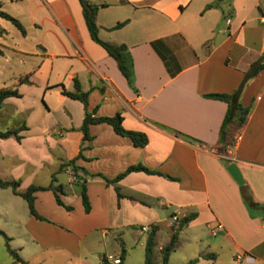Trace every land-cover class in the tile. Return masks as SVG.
<instances>
[{"label": "crops", "instance_id": "0c3cea01", "mask_svg": "<svg viewBox=\"0 0 264 264\" xmlns=\"http://www.w3.org/2000/svg\"><path fill=\"white\" fill-rule=\"evenodd\" d=\"M87 1L96 5L98 37L126 45L132 86L90 37L79 0H0V10L22 27L0 15L1 71L11 80L1 86L19 93L3 98L0 119L10 114L15 120L10 127L24 124L19 140L0 137V155L14 157L0 164V177L19 178L17 189H23L29 183L46 185L53 174L61 185L59 198L70 205L58 204L52 189L44 188L33 198L40 218L0 208L5 222L18 227L17 254L26 264H39L31 256L56 258L57 264H107L118 256L120 264H129L126 247L143 250L150 225H156L158 249L168 239L171 214L195 211L179 232L188 230L196 239L205 229L217 237L190 247L187 264L207 252L215 257L224 243L235 259L264 264V208L243 201L226 169L234 161L252 200L264 204V67L244 77L251 62H264V0ZM168 68L176 70L171 74ZM23 76L27 80H19ZM73 77L88 90L87 110L95 115L119 111L123 127L143 131L146 143L132 144L106 122L89 123V137L82 139L83 105L60 91L73 89ZM233 90L249 109L241 124H230L232 143L220 147L226 103L205 94ZM78 151L74 164L80 169L59 168ZM137 162L161 173L126 172L116 181L120 195L101 176H114ZM38 174L47 179L38 181ZM165 210L168 235L158 241ZM5 226L10 239L13 233Z\"/></svg>", "mask_w": 264, "mask_h": 264}, {"label": "trees", "instance_id": "16d2710c", "mask_svg": "<svg viewBox=\"0 0 264 264\" xmlns=\"http://www.w3.org/2000/svg\"><path fill=\"white\" fill-rule=\"evenodd\" d=\"M81 4V12L82 16L87 28V31L90 35V37L99 43L105 51L112 56L115 59L116 66L118 70L121 72V74L125 77L127 83L132 86L133 80H132V59L129 54V51L126 47V45L122 42L116 43L111 42L107 40H102L97 35V25L94 20V12L96 5L88 2L87 0H79ZM0 15L4 16L5 18L9 19L12 23H14L20 30H22V27L20 23L17 21L16 18L9 15L8 13L0 10ZM124 20L115 22L111 27H118L120 26ZM153 47H155L153 41L151 42ZM264 56V51L261 54V57ZM162 57V56H161ZM164 61V58H163ZM264 67V62H261L260 59H257L249 65L248 69L244 72V77L252 76L256 73V71L259 68ZM175 69L168 68L169 73H173ZM19 80H27L25 76L19 78ZM61 93L68 95L72 98H76L79 101H81L83 105V116L81 119V123L79 125V129L82 132V139L88 138V132H87V126L89 123L93 122H106L111 125L112 129L118 133L127 136L132 144L134 145H143L147 141V136L143 131L135 130V129H129L123 127L121 124L122 115L119 111H115L111 115H95L90 110H87V93L88 90H82L80 88L78 80L73 77V89L67 90L64 87H61L60 89ZM238 91L233 90L231 92H208L205 95L210 97H215L218 99H221L225 101L226 103V109L223 115V118L221 120L219 129H218V141L220 143V147H224L226 144H231L233 141V137L230 130V124L236 123L241 124L244 121V118L247 114V111L249 109V106L242 105L238 100ZM9 95H19L17 89L15 87L11 86H0V106L2 104L3 98ZM24 127V124L21 123L15 127H6L3 129H0V137H7L12 136L14 139L19 140L20 134L18 131ZM80 155V151L77 152V154L67 160H63L59 163V168L63 167L64 165H69L72 171H77L80 169V166H77L74 164V159L76 156ZM227 161V160H226ZM130 170H143L146 172H155V173H161V171L156 169H151L145 166L144 164H141L139 162L137 163H131L128 164L122 171L116 173L114 176L107 177L104 175H101L102 178L106 183H110L113 185L116 194L120 195L118 185L116 184V181L126 172ZM99 174V173H95ZM79 181H80V196H81V202L83 205L84 210H88L89 204L87 201V197L85 194V176L84 174H79ZM167 177L172 178V176L167 175ZM55 180V177L53 174H51V178L48 184L46 185H39L34 183H29L26 185L23 189H17V186L19 184V178H1L0 177V187H9L10 190L14 194H18L21 197H23L26 201L27 208L29 213L33 214L36 217H41L34 209L33 207V198H34V191L38 189H44V188H51L53 191L54 199L58 204H61L66 209L70 208V205L64 204L61 199L58 196V191H62L61 185L59 183L54 184L53 181ZM240 194L243 199V201L251 207L261 209L264 208V204L258 201L252 200L249 191L245 184H239ZM251 204V205H250ZM195 211H189L185 214L176 216L175 219H173V223L170 225V233L168 236L167 241L162 243L158 249H155L156 245V239H155V229L156 225L152 224L150 225L149 229L146 232L145 240H144V249H143V262L142 264H170L167 261L168 255L173 250L178 241V233L181 228H183L188 221L194 217ZM6 239V247L8 252L11 254L12 258L22 264H26V261L23 260L15 251V249L11 248L8 245L7 240L9 237L5 235ZM117 241L119 242V245L121 247L120 249V257L124 254V247L122 240L117 236ZM205 257H213V252H207L204 254ZM104 261V258L102 259ZM192 259H189L187 261L191 262ZM120 264V263H119Z\"/></svg>", "mask_w": 264, "mask_h": 264}, {"label": "rangeland", "instance_id": "374dc122", "mask_svg": "<svg viewBox=\"0 0 264 264\" xmlns=\"http://www.w3.org/2000/svg\"><path fill=\"white\" fill-rule=\"evenodd\" d=\"M0 58H1V55H0ZM1 65L3 67V64L0 63V86L11 83L10 77L6 76L7 75L6 71H1ZM3 114H4L3 117L0 119V128H4L5 126L10 127L14 125V121H15L14 118L10 116V114H5V113ZM11 158H14V157H7V156L0 155V164H2L4 161L11 159ZM4 172L5 170H2L1 173H4ZM39 172H42V170H40ZM60 176L62 175L60 174ZM36 179L41 182V181H45L47 178L41 176V174H38ZM9 206L12 211H15L19 215L28 214L25 201L20 195L14 194L10 190L9 187H0V208H8ZM168 211L167 210L163 211L164 213L163 216L166 218H165V221L162 222L159 226V230L157 233L158 241H162L167 238L169 227L165 223H168V220H169ZM6 224L11 229L9 231H12L11 233H13V237L7 240L8 245L11 248H14L17 252H18V249L15 248V245H17L20 239V237L17 234L18 233L17 225L11 222L6 223L0 213V264H22L14 260L11 254L7 250L6 239L4 236V234L5 235L7 234L4 231V228H2V226L6 227L5 226ZM199 232L200 231L198 230V233ZM203 232L205 234L198 235V238L196 239L192 237L191 235L192 232H188V230H183L182 232H179L178 243L176 247L173 250H171V252L169 253L168 262H172L175 264H182V263L187 264L186 261L188 260V257H189L188 253L191 251L190 247H192L193 245L200 246L202 244L210 243L209 241L217 237V235L214 236L210 234L209 232L207 233V230L205 231V229H203ZM225 246L226 245L224 243V245L221 248H217L218 250L215 253V257L213 258L202 257L201 259L198 260L197 263H194V264H246L245 262L242 261V259H240V257H238V259H235L233 251H231L230 249H228V247H225ZM27 248H29V244L26 245V249ZM126 249L128 253L126 255V260H128L129 264H141L142 263V260H143L142 248L138 249V246L133 245V247L127 246ZM139 250H140V254H139ZM139 257H140V260H139ZM31 258L33 259L35 258L37 262L40 261L38 262L39 264H57L58 263L57 261H59V259L56 260V258H53L54 261L50 258H44V259L38 260L40 259V256L38 257L31 256Z\"/></svg>", "mask_w": 264, "mask_h": 264}, {"label": "water", "instance_id": "95a60500", "mask_svg": "<svg viewBox=\"0 0 264 264\" xmlns=\"http://www.w3.org/2000/svg\"><path fill=\"white\" fill-rule=\"evenodd\" d=\"M226 169L228 170V172L230 173V175L232 176V178L238 183L241 184L243 183V178L241 176V173L238 169V167L236 166L234 161H230L226 164Z\"/></svg>", "mask_w": 264, "mask_h": 264}, {"label": "built area", "instance_id": "2783aa9c", "mask_svg": "<svg viewBox=\"0 0 264 264\" xmlns=\"http://www.w3.org/2000/svg\"><path fill=\"white\" fill-rule=\"evenodd\" d=\"M171 217H172V219H175V218H176V215H175V214H171ZM217 225H219V224H217ZM141 228H142V229H146V226H145V225H144V226H141ZM215 230H216V228L211 227L210 232H211V233H214ZM235 257L238 258L239 255H236ZM119 262H120L119 257H118V256H113V257H111V258L109 259V262H108L107 264H119Z\"/></svg>", "mask_w": 264, "mask_h": 264}]
</instances>
